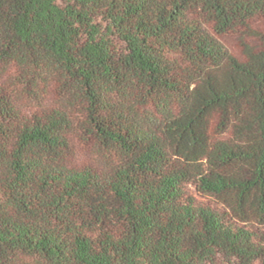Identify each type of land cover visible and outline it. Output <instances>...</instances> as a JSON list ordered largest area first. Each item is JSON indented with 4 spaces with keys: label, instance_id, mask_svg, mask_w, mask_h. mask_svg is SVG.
Returning <instances> with one entry per match:
<instances>
[{
    "label": "trees",
    "instance_id": "1",
    "mask_svg": "<svg viewBox=\"0 0 264 264\" xmlns=\"http://www.w3.org/2000/svg\"><path fill=\"white\" fill-rule=\"evenodd\" d=\"M0 264H264V0H0Z\"/></svg>",
    "mask_w": 264,
    "mask_h": 264
}]
</instances>
